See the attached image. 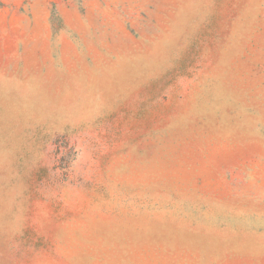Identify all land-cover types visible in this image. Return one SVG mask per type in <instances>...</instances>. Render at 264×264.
Listing matches in <instances>:
<instances>
[{
  "label": "rangeland",
  "instance_id": "obj_1",
  "mask_svg": "<svg viewBox=\"0 0 264 264\" xmlns=\"http://www.w3.org/2000/svg\"><path fill=\"white\" fill-rule=\"evenodd\" d=\"M0 264H264V0H0Z\"/></svg>",
  "mask_w": 264,
  "mask_h": 264
}]
</instances>
